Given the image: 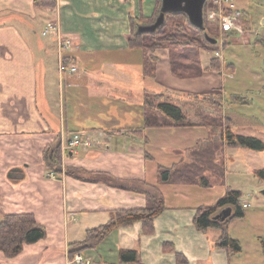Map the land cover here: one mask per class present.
<instances>
[{"label":"crops","instance_id":"0c3cea01","mask_svg":"<svg viewBox=\"0 0 264 264\" xmlns=\"http://www.w3.org/2000/svg\"><path fill=\"white\" fill-rule=\"evenodd\" d=\"M34 1L0 0V215L33 213L46 235L15 256L0 251V264H79L71 243L106 223L112 210L143 207V190L164 199L153 230H144L141 221L115 227L80 250L90 264H121L120 249L137 250L144 264H178L177 254L183 264H264L259 231L252 244L242 240L241 251L229 254L216 246L219 229L196 228V208L207 205L197 189L203 185L160 179L158 167L189 160V152L214 139L213 126L209 123L207 137L189 133L208 122L187 117L194 125L138 131L142 95L152 89L142 74V53L128 46L127 34L131 21L152 15L155 0H51V6ZM48 22L57 30L44 35ZM58 39L71 44L60 48ZM75 133L89 144L74 147ZM55 140L61 142L63 171L51 175L43 150ZM67 167L87 172L80 179L65 174ZM13 168L22 172L20 179L8 178ZM206 176L210 186L215 175Z\"/></svg>","mask_w":264,"mask_h":264},{"label":"trees","instance_id":"16d2710c","mask_svg":"<svg viewBox=\"0 0 264 264\" xmlns=\"http://www.w3.org/2000/svg\"><path fill=\"white\" fill-rule=\"evenodd\" d=\"M50 1L35 0L34 4L36 6L54 5V1ZM158 7H160V1L155 0L152 15H141L136 22L131 21V30L127 34L128 46L140 49L142 52L143 76H156L159 60L156 51L162 49L168 51L170 71L176 78L188 79L202 75L208 66L203 68L201 65L200 50L206 49L208 41L204 38L203 32L189 22L185 13H166L163 24L155 31L142 33L137 31L138 22L149 24L154 21L158 14H155ZM218 64V57H213L210 59L209 67H216ZM142 112L143 125L138 130L140 134L149 127L194 125L186 120L185 112L181 106L172 102L165 92L144 90ZM224 144L227 147L264 150V141L255 136L234 133L227 125L219 142L211 140L203 148H195L194 151L190 152L192 153L190 161L180 162L179 165L170 168L158 167L160 179L172 183L207 186L209 178L206 173L218 177L224 176L223 163L216 159L217 154L223 150ZM62 156L60 140H55L45 146L43 160L48 173L60 174L63 171ZM64 171L65 174L80 179H83V173L87 172L84 169L72 167H67ZM255 173L264 183V168L255 170ZM7 176L10 179L18 180L22 177V172L13 168L8 171ZM111 181L118 186H123L118 180ZM142 192L146 195V203L143 207L112 210L106 223L88 229L83 241L71 243L73 248L70 250V254L73 255L83 247L94 246L105 238L112 229L120 225L141 221L144 230L152 231L154 218L165 207L164 199L157 191L153 193L149 190H143ZM262 193L264 194V189ZM240 196L239 190L228 189L215 204L199 205L193 218V222L199 230L219 229L220 234L216 240V246L226 249L229 254L238 253L242 248L240 241L228 234L229 222L235 218H241L245 214L239 201ZM227 206L232 209L231 215L227 219L220 221L213 218L218 211ZM45 235V227L37 222L33 213H7L0 217V251L7 257L15 256L23 249L24 244L35 243L44 238ZM260 245L264 253V237H261ZM176 257L178 264L186 262L181 254H177ZM118 259L121 264H144L135 249H120Z\"/></svg>","mask_w":264,"mask_h":264},{"label":"rangeland","instance_id":"374dc122","mask_svg":"<svg viewBox=\"0 0 264 264\" xmlns=\"http://www.w3.org/2000/svg\"><path fill=\"white\" fill-rule=\"evenodd\" d=\"M232 1L240 14L231 21L228 29L221 31L214 21L205 20L204 17L205 30L217 41L208 42L206 49L200 50L201 65L203 68L208 66L202 75L185 80L176 78L170 71L168 51L162 49L156 51L159 77H147L146 86L154 91L166 92L172 102L181 106L189 120L208 122L197 125L194 131H187L189 133L196 131L201 137H207L210 123L213 126V140L219 142L218 134L222 137L221 133L229 125L234 133L255 136L264 141V0ZM211 6L213 0H206L204 12ZM158 10L159 7L155 14ZM58 40L60 48L71 44L70 39ZM135 52L139 55L142 53L137 48ZM59 57L62 58L61 54ZM213 57H218L219 64L209 67ZM60 61V68L65 67L63 60ZM165 73L171 75L172 79H166ZM184 133L181 135L184 136ZM75 134L82 137L80 133ZM71 144L81 148L89 141L81 138L75 144L71 140ZM191 154L189 152V160L186 161L191 160ZM216 159L223 166L225 164V175L211 176L210 186L197 187L199 196L207 205H213L217 197L224 196L228 189L239 190V200L247 202L248 206L244 217L229 222L228 234L237 237L240 243L243 240V244L250 245L254 231L264 235L263 185L255 173V170L264 168V150L227 147L224 144ZM76 255L81 256L79 264H90L91 260L80 251L75 252L72 258Z\"/></svg>","mask_w":264,"mask_h":264},{"label":"water","instance_id":"95a60500","mask_svg":"<svg viewBox=\"0 0 264 264\" xmlns=\"http://www.w3.org/2000/svg\"><path fill=\"white\" fill-rule=\"evenodd\" d=\"M206 0H160V7L154 21L149 24H138L137 31L153 32L164 22L165 14L183 12L189 22L203 32L204 38L210 43H216L217 39L210 36L204 25V5ZM231 207L227 206L218 211L213 218L223 221L231 215Z\"/></svg>","mask_w":264,"mask_h":264},{"label":"built area","instance_id":"2783aa9c","mask_svg":"<svg viewBox=\"0 0 264 264\" xmlns=\"http://www.w3.org/2000/svg\"><path fill=\"white\" fill-rule=\"evenodd\" d=\"M239 11L235 9L232 0H213V6L209 8L208 11L204 12L205 20L214 21L216 26L222 31L223 29H228L229 24L233 19L239 15ZM57 26L54 22H48L43 30V34H48L50 32L56 31ZM64 67H61L63 69ZM71 70H75V66L70 67ZM81 140L80 135L75 134L72 138V143H79ZM243 207L248 206L247 203H243ZM77 263L82 261L81 256L76 255L73 259Z\"/></svg>","mask_w":264,"mask_h":264}]
</instances>
